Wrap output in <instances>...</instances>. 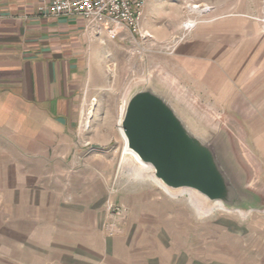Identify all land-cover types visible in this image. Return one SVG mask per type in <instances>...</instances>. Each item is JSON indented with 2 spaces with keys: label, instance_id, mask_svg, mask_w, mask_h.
I'll use <instances>...</instances> for the list:
<instances>
[{
  "label": "rangeland",
  "instance_id": "1",
  "mask_svg": "<svg viewBox=\"0 0 264 264\" xmlns=\"http://www.w3.org/2000/svg\"><path fill=\"white\" fill-rule=\"evenodd\" d=\"M146 3L140 28L150 37L125 30L107 40L77 140L56 162L68 171L57 179L76 186L61 190L63 198L83 197L86 186L94 198L87 206H95L93 222H68L72 231L93 223L91 237L79 233L67 240H90L89 250L99 252L91 255L105 252L108 242L124 245L142 264H264V0ZM148 88L215 147L237 186L234 209L191 191L169 194L125 155L119 132L125 105ZM109 205L122 215L107 214ZM6 239L1 234L0 244ZM40 239L30 238L31 263L45 259Z\"/></svg>",
  "mask_w": 264,
  "mask_h": 264
},
{
  "label": "crops",
  "instance_id": "2",
  "mask_svg": "<svg viewBox=\"0 0 264 264\" xmlns=\"http://www.w3.org/2000/svg\"><path fill=\"white\" fill-rule=\"evenodd\" d=\"M40 4L0 0V235L7 237L0 254L5 264H142L124 245L108 242L105 252L91 255L99 252L89 250L90 240H67L79 233L91 237L93 223L76 232L68 222H93L95 206H87L94 198L87 186L83 197L63 198L61 190L76 186L57 179L68 171L56 162L71 154L110 38L96 37L81 18L41 11ZM32 236L42 238L38 253L46 256L31 263Z\"/></svg>",
  "mask_w": 264,
  "mask_h": 264
},
{
  "label": "water",
  "instance_id": "3",
  "mask_svg": "<svg viewBox=\"0 0 264 264\" xmlns=\"http://www.w3.org/2000/svg\"><path fill=\"white\" fill-rule=\"evenodd\" d=\"M120 128L129 150L171 193L191 191L210 203L235 208L237 186L222 166L217 150L193 132L163 95L150 88L132 95Z\"/></svg>",
  "mask_w": 264,
  "mask_h": 264
},
{
  "label": "built area",
  "instance_id": "4",
  "mask_svg": "<svg viewBox=\"0 0 264 264\" xmlns=\"http://www.w3.org/2000/svg\"><path fill=\"white\" fill-rule=\"evenodd\" d=\"M40 10L53 16L78 17L83 19L96 37L106 33L111 40L125 30L142 38L150 37L142 32L140 22L143 18L147 0H40ZM107 214L113 218L122 215L120 208L109 205ZM110 232L114 233V225Z\"/></svg>",
  "mask_w": 264,
  "mask_h": 264
},
{
  "label": "bare ground",
  "instance_id": "5",
  "mask_svg": "<svg viewBox=\"0 0 264 264\" xmlns=\"http://www.w3.org/2000/svg\"><path fill=\"white\" fill-rule=\"evenodd\" d=\"M119 132H120V135H121V137H122V139H123V141L125 142V155H128V156H130V158H132L139 166H140V170H141V175L142 174H144V173H148L150 176H152L153 177V179L155 180V178H154V176H153V172H152V170H151V168L149 167V166H147V165H145L143 162H141V160L139 159V157L134 153V152H132L131 150H129V148H128V146H127V141H126V138H125V136H124V133H123V130L120 128L119 129ZM140 175V174H139ZM160 186H162V185H160ZM163 187V189L167 192V193H169V194H173V193H171L168 189H166L164 186H162ZM196 194V193H195ZM178 196V195H177ZM194 197V196H193ZM203 201V200H202ZM205 201H206V199H205ZM204 202V201H203ZM196 203V202H195ZM212 208V207H211ZM215 209V208H214ZM221 209H222V207H221ZM225 210V209H224ZM209 211V210H208Z\"/></svg>",
  "mask_w": 264,
  "mask_h": 264
}]
</instances>
